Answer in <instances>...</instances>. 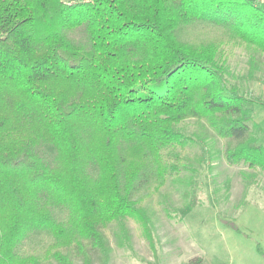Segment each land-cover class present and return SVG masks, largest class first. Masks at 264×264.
<instances>
[{"label": "trees", "instance_id": "trees-1", "mask_svg": "<svg viewBox=\"0 0 264 264\" xmlns=\"http://www.w3.org/2000/svg\"><path fill=\"white\" fill-rule=\"evenodd\" d=\"M235 47L264 57L255 0H0V264H108L105 231L147 232L141 207L179 177L182 121L264 174Z\"/></svg>", "mask_w": 264, "mask_h": 264}, {"label": "rangeland", "instance_id": "rangeland-1", "mask_svg": "<svg viewBox=\"0 0 264 264\" xmlns=\"http://www.w3.org/2000/svg\"><path fill=\"white\" fill-rule=\"evenodd\" d=\"M231 49L230 81L263 104L252 108L264 154V57L253 53L250 60L245 48ZM178 129L190 139L179 177L141 207L147 232L134 220L126 223L127 239L116 226L105 231L108 264H264L263 172L227 164L234 140L218 138L205 124L188 119ZM86 255L89 263L72 253V263L99 264L98 253Z\"/></svg>", "mask_w": 264, "mask_h": 264}, {"label": "built area", "instance_id": "built-area-1", "mask_svg": "<svg viewBox=\"0 0 264 264\" xmlns=\"http://www.w3.org/2000/svg\"><path fill=\"white\" fill-rule=\"evenodd\" d=\"M258 5L264 6V0H255Z\"/></svg>", "mask_w": 264, "mask_h": 264}]
</instances>
